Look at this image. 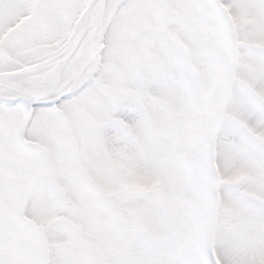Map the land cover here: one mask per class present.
I'll return each instance as SVG.
<instances>
[{"label": "snow or ice", "instance_id": "1", "mask_svg": "<svg viewBox=\"0 0 264 264\" xmlns=\"http://www.w3.org/2000/svg\"><path fill=\"white\" fill-rule=\"evenodd\" d=\"M0 264H264V0H0Z\"/></svg>", "mask_w": 264, "mask_h": 264}]
</instances>
